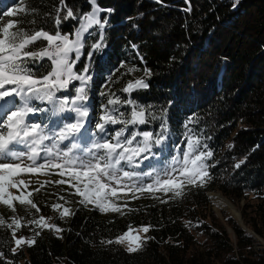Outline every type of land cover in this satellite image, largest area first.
Instances as JSON below:
<instances>
[{"label":"trees","instance_id":"trees-1","mask_svg":"<svg viewBox=\"0 0 264 264\" xmlns=\"http://www.w3.org/2000/svg\"><path fill=\"white\" fill-rule=\"evenodd\" d=\"M65 3L74 13L90 11L87 0H65ZM97 3L113 11L102 13L101 19L105 15L109 19L105 29L107 47L102 55H94L89 73L93 76L89 95L95 120L101 114V105L107 103V97L99 93L110 90L122 100L127 99L122 88L129 80L142 77L147 67L152 72L147 78L149 87L133 92L132 98L146 107L151 105L150 111L156 115L168 109L169 151L164 158L176 154L173 151L176 145L180 149L185 147L184 125L194 116L196 122L188 127L213 152L207 161L211 179L203 187L186 189L181 197L173 198L172 192L158 191L155 193L158 198L145 193L139 199H129L128 207L135 211H126L125 215L101 213L92 205L82 206L80 197L66 184H45L32 195L39 212L34 209L26 212L18 202H14L15 212L7 206L0 208V217L6 222L0 226V253H3L0 264H264V248L258 239L264 241V0L238 3L97 0ZM19 7H25L30 14L6 15L9 8ZM57 7L59 0L22 3L3 0L1 23L13 19L20 21L22 28L54 33ZM65 14L66 9L61 12L60 31L72 33L79 20H63ZM98 38L85 40L77 72L89 63L87 52ZM132 44L138 48L133 49ZM43 46L37 42L32 50ZM41 63L45 66H29L38 75L46 74L50 61ZM121 63L124 68H120ZM127 68L139 70L128 73ZM113 72L114 82L109 83L107 77ZM36 104L49 109L40 113L41 117L62 116L54 115L51 105L38 101ZM120 111L127 115L130 109L122 106ZM159 124V120L150 121L141 125L140 130L156 133ZM110 127L118 129L120 125ZM229 144L233 147L229 148ZM241 161L244 163L237 168L235 165ZM59 179L48 176L39 182ZM40 183L32 184L30 190L40 187ZM215 190L235 200L253 196L254 203H246L242 210L244 222L253 233L233 219L227 218L223 223L210 218L208 192ZM118 203L124 204L125 200ZM53 204L68 207L74 215L60 219L59 211L51 207ZM13 216L23 217L21 223L25 225L16 230L15 238L35 237L36 241L31 247L24 244L15 252L12 229L7 227ZM39 216L63 231L56 233L27 224ZM129 224L134 229L151 226L145 236L150 239L142 241L139 251L128 253L125 244L102 243L115 241ZM228 225L232 232L228 231Z\"/></svg>","mask_w":264,"mask_h":264},{"label":"snow or ice","instance_id":"snow-or-ice-1","mask_svg":"<svg viewBox=\"0 0 264 264\" xmlns=\"http://www.w3.org/2000/svg\"><path fill=\"white\" fill-rule=\"evenodd\" d=\"M87 2L90 4V11L81 14L74 13L65 0H59V7L55 10L54 33L43 29L34 31L22 28L19 26L21 22L13 19L0 23V204L13 212L16 210L14 202L24 206L26 212L30 209L39 212V206L33 202L32 195L48 183L68 185L80 197L79 203L82 206L92 205L101 213L125 215L126 211H135L128 207L129 199H139L145 193L158 198L155 197L158 191L164 194L172 192L173 198L181 197L186 189L203 187L211 179L207 161L213 156V152L188 127L196 122L194 116L189 117L184 125L187 129L184 133L185 147L180 149L176 145L173 149L176 154L164 158V154L169 151L168 109L164 108L156 115L150 111L151 105L146 107L132 98L133 92L149 87L147 78L151 77L152 72L147 67L144 68L142 77L129 80L122 88L127 99L122 100L110 90L99 93L100 96L107 97V103L101 105V114L95 120L89 95L93 76L89 73L94 55H102L107 47L105 29L109 19L107 15L101 19V15L110 14L113 9L98 6L97 0ZM157 2L162 3L163 0ZM64 9L66 14L63 20H79V26L72 33L60 31L61 12ZM18 13L30 14L25 7H19L9 8L6 15L15 17ZM92 36L99 38L90 45L87 52L89 63L77 72V63L84 55L85 40ZM37 42L44 46L32 50ZM131 47L138 48L135 44ZM140 59L143 61L142 56ZM45 60L50 61L47 65L50 70L46 74L38 75L29 66L39 64L44 67L41 62ZM124 67L121 63L120 68ZM138 70L127 68L128 73ZM115 71L118 72L119 68ZM114 74L113 72L107 77L109 83L114 82ZM74 82H78L79 86ZM70 89L73 90L71 93ZM37 101L51 105L54 115H68L61 116L51 125L47 122H35L38 114L49 111L48 108L39 107ZM168 103L170 105L172 102ZM122 106L130 109L127 115L120 111ZM155 120L160 121L158 132L140 130L141 125H148ZM116 125L120 127H110ZM228 147L232 148L233 145L229 144ZM154 148L156 151H153ZM145 161L149 162L145 167L151 168V171L141 168ZM242 163L244 161L235 166L239 168ZM53 174L59 175L61 179L43 183L38 181L40 187L32 190H29L31 181L21 178L24 175ZM146 179L149 182L145 183ZM12 189H16V192ZM59 199L63 200L64 197ZM122 199L125 203H118ZM51 207L59 211L60 219L74 215L68 207L61 204H53ZM22 220L23 217L13 216L12 223L7 224V227L12 229L17 247L24 244L31 247L36 242L35 237L15 238L16 230L25 226L22 225ZM5 223L0 217V226ZM27 224L56 233L63 231L56 224L48 223L44 216L28 220ZM150 227L134 229L129 224L127 231L116 237L115 241L106 240L102 243L124 244L127 241L126 251L135 253L142 248L143 240L150 239L142 238L136 233H147ZM36 235L40 233L37 232ZM12 251L15 252L16 249Z\"/></svg>","mask_w":264,"mask_h":264},{"label":"rangeland","instance_id":"rangeland-1","mask_svg":"<svg viewBox=\"0 0 264 264\" xmlns=\"http://www.w3.org/2000/svg\"><path fill=\"white\" fill-rule=\"evenodd\" d=\"M233 1H234L235 3H237L236 0H233ZM239 1H240V0H239ZM2 14H3V13L0 14V23H1V21H3V16H2ZM101 16H102V15H101ZM78 26H79V25H78ZM86 35H87V34H86ZM74 84L77 85V86H79V84H76V83H74ZM65 115H68V114H67V113H62V116H65ZM72 115H74V114H72ZM41 118H43V119H41ZM59 118H60V117H59ZM59 118H51V119H50L49 117H41V116L38 114L35 122H47V123H49V124L51 125L53 121H55V120H57V119H59ZM65 143H67V142H65ZM148 163H149L148 161H145L144 164L141 165V168H142L144 171H151V168L145 167V165H147ZM137 170L139 171L140 169H137ZM50 176H58V177H60L59 175H55V174L50 175ZM21 178L24 179L25 181H31V184H30V186H29V190H30L32 184H34V183H38V181L43 180V179L45 180L46 178H48V176H46V175H24V176H22ZM60 178H61V177H60ZM147 182H149V180L146 179V180H145V183H147ZM12 191H13V192H16V189H12ZM215 191L220 192L219 190H215ZM210 192H211V191H210ZM210 192H208V194H209ZM220 193H221V192H220ZM221 194H222L226 199H228L229 201H231V202L237 207V209L239 210V217H241L242 221H240L239 217L235 218V217H233L230 213H228L226 210H223V209H220V208L216 207V206L213 204V202L211 201V199H210V202H211V211H209V213L211 212L212 215L210 216V218H212V219H216L218 222H223V223H225V220H226L227 218L233 219L234 221H236L237 223H239L241 226L244 225L248 230L251 231V233H253V231L251 230V228H249V227L245 224L244 219H243V215H242V210H243L244 206L246 205V203H248V202H249V204L254 203V200L251 199V198H253V196H252V197L250 196L249 199L235 200V199H232V198H229V197L225 196L223 193H221ZM209 198H210V194H209ZM3 206H5V205L0 204V208H2ZM139 228H141V227H139ZM139 228H136V229H139ZM227 229H228L229 232H232V229H231V227H230L229 225L227 226ZM136 234H138V235H140L142 238H144V237L146 236L147 233H144V232L140 231V232H138V233H136ZM17 238H20V237H17ZM24 238H25V237H24ZM199 238L202 239V237H199ZM25 239H28V238L26 237ZM258 239H259L260 242L263 244V248H264V241H263L260 237H258ZM124 244L126 245V247H128V242H127V241H125ZM20 247H21V246H20ZM17 248H19V247H17V246L15 245V249H17Z\"/></svg>","mask_w":264,"mask_h":264},{"label":"bare ground","instance_id":"bare-ground-1","mask_svg":"<svg viewBox=\"0 0 264 264\" xmlns=\"http://www.w3.org/2000/svg\"><path fill=\"white\" fill-rule=\"evenodd\" d=\"M209 194L211 201L216 207L226 210L235 218L239 217V210L237 207L231 201L226 199L220 192L212 191Z\"/></svg>","mask_w":264,"mask_h":264},{"label":"water","instance_id":"water-1","mask_svg":"<svg viewBox=\"0 0 264 264\" xmlns=\"http://www.w3.org/2000/svg\"><path fill=\"white\" fill-rule=\"evenodd\" d=\"M208 196H209V194H208ZM240 221H242V219H241V217H240ZM242 228L244 229V230H246V231H248V232H250L251 233V231L250 230H248L244 225H242Z\"/></svg>","mask_w":264,"mask_h":264}]
</instances>
